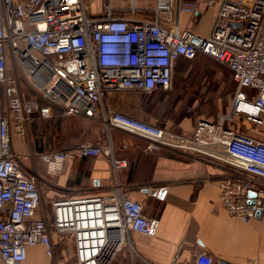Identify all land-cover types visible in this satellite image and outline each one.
I'll return each instance as SVG.
<instances>
[{
	"label": "built area",
	"instance_id": "2783aa9c",
	"mask_svg": "<svg viewBox=\"0 0 264 264\" xmlns=\"http://www.w3.org/2000/svg\"><path fill=\"white\" fill-rule=\"evenodd\" d=\"M101 2L102 12L95 15L88 0H0L2 264H26L36 246L53 259L54 236L73 240L70 264H116L124 246L131 245V233L153 238L160 228V220L148 216L118 180L127 160L108 145L82 143L36 154V167L38 161L45 165L47 176L58 175L68 162L101 156L110 160L115 175L111 194L72 196L43 206L45 178L23 165L29 156L14 150L13 135L25 139L37 118L51 121L55 111L100 122L109 131L147 141L150 149L212 159L221 149L244 172L240 181L224 184V209L244 222L264 210V142L229 127L246 122L264 129V0ZM201 3L217 8L207 37L179 28L181 15H197ZM199 55L226 66L236 90L228 112L216 120L201 119L190 137L106 105L110 93L172 91L177 62ZM22 83L35 95L26 94ZM195 264L230 263L201 253Z\"/></svg>",
	"mask_w": 264,
	"mask_h": 264
},
{
	"label": "crops",
	"instance_id": "0c3cea01",
	"mask_svg": "<svg viewBox=\"0 0 264 264\" xmlns=\"http://www.w3.org/2000/svg\"><path fill=\"white\" fill-rule=\"evenodd\" d=\"M216 12L217 9L213 10L209 16L213 24ZM207 15V12L183 14L179 28L207 37L213 25L208 34L199 32L196 26ZM170 92L110 93L106 105L190 137L201 118L183 114L179 107L170 106L175 105ZM83 122L78 130L74 129L80 136L77 137L79 143L67 149L82 143L111 146L117 157L127 160L126 167L118 173V180L134 200L144 205L148 216L160 220V228L153 238L131 233V245L124 246L116 264H131L130 248L136 264H195L201 253L230 264H249L253 260L264 264V210L260 217L244 222L231 217L223 207L224 184L240 181V176L244 175L230 164L226 152L217 149V159H212L197 154L172 153L158 147L150 149L145 140L115 129L109 131L102 123L90 119L85 118ZM229 126L240 128L244 134L264 142L262 127L246 122ZM14 144L20 143L15 142L13 135V147ZM38 163L45 170V165ZM114 177L107 156L68 162L62 172L53 177L55 185L43 188V206L49 208L53 201L72 196L111 194ZM47 258L43 247H32L26 264H51Z\"/></svg>",
	"mask_w": 264,
	"mask_h": 264
},
{
	"label": "rangeland",
	"instance_id": "374dc122",
	"mask_svg": "<svg viewBox=\"0 0 264 264\" xmlns=\"http://www.w3.org/2000/svg\"><path fill=\"white\" fill-rule=\"evenodd\" d=\"M101 1L88 0L95 15L102 12ZM176 1L174 0V2ZM180 1L184 4L195 0ZM216 9V7L207 8L205 4H200L198 11L200 13L207 12L208 17L202 19L196 25L199 32L207 34L210 32L213 23L210 22L209 16ZM231 25L233 27L237 26L235 23H231ZM9 67L11 66L9 65ZM229 75L232 80H229ZM232 77V73L227 67L206 55H199L192 61L180 60L175 69L174 88L170 92V94L174 95L172 104L174 103L175 105L170 106L179 107L183 114L216 120L219 115L228 112L235 89ZM22 84L24 85V83ZM24 89L26 94L35 95V92L27 90L25 85ZM194 105H199V107L189 112L188 109ZM153 114L156 113L154 112ZM84 120L85 118L81 119V117L62 116L59 111H55L54 118L51 121L37 118L35 123L31 125L30 133L25 139L14 135L15 142L20 143L18 146L14 144L15 151L21 155L29 156L28 160L23 161V165L29 171L34 169L40 177L45 178V182H43L44 189H50L55 185L54 178L47 176L44 168L40 165L36 167L35 161H37V158H35V155L41 152L64 150L72 144L79 143L77 137L80 136L74 132V129L78 130V125L83 126ZM54 243H56L55 256L53 259L47 258L50 263L70 264L73 262L74 244L71 237L67 236L61 239L58 236H54Z\"/></svg>",
	"mask_w": 264,
	"mask_h": 264
},
{
	"label": "water",
	"instance_id": "95a60500",
	"mask_svg": "<svg viewBox=\"0 0 264 264\" xmlns=\"http://www.w3.org/2000/svg\"><path fill=\"white\" fill-rule=\"evenodd\" d=\"M252 204H255L254 202H252ZM257 205H261V202H258ZM263 213V210L262 209H258L257 210V214H256V217H260Z\"/></svg>",
	"mask_w": 264,
	"mask_h": 264
},
{
	"label": "trees",
	"instance_id": "16d2710c",
	"mask_svg": "<svg viewBox=\"0 0 264 264\" xmlns=\"http://www.w3.org/2000/svg\"><path fill=\"white\" fill-rule=\"evenodd\" d=\"M180 60H185V59H180ZM180 60H179V61H180ZM194 60H195V59H194ZM179 61H178V62H179ZM186 61H188V60H186ZM191 61H192V60H191ZM178 62H177V63H178ZM230 72H231V71H230ZM232 76H233V74H232ZM228 78H229V80H232L230 75L228 76ZM232 78H233V77H232ZM233 80H234V78H233ZM234 85L236 86L235 81L233 82V87H234ZM233 87H232V88H233ZM235 90H236V88H235ZM235 90L233 91V93L235 92ZM232 97H233V96H232ZM201 119H205V118H201Z\"/></svg>",
	"mask_w": 264,
	"mask_h": 264
}]
</instances>
